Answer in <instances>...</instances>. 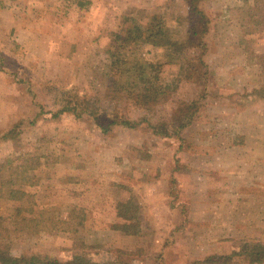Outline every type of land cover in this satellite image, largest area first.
I'll list each match as a JSON object with an SVG mask.
<instances>
[{
  "label": "rangeland",
  "instance_id": "1",
  "mask_svg": "<svg viewBox=\"0 0 264 264\" xmlns=\"http://www.w3.org/2000/svg\"><path fill=\"white\" fill-rule=\"evenodd\" d=\"M193 3L203 34L190 0H0V178L6 160L29 165L18 184L32 212L19 215L57 225L19 232L27 204L0 197L11 254L188 264L264 241V0ZM145 62L177 84L151 107L132 89ZM74 94L100 117L140 123L105 133L87 114L52 117ZM181 101L196 107L182 146L147 124ZM117 201L133 207L128 218ZM82 217L74 231L59 227ZM125 223L136 232L115 228Z\"/></svg>",
  "mask_w": 264,
  "mask_h": 264
},
{
  "label": "trees",
  "instance_id": "2",
  "mask_svg": "<svg viewBox=\"0 0 264 264\" xmlns=\"http://www.w3.org/2000/svg\"><path fill=\"white\" fill-rule=\"evenodd\" d=\"M259 0H254L257 3ZM189 13L196 15L195 23H197L200 34L206 32L207 20L204 15L197 11L193 0H190ZM192 22V23H194ZM195 27L194 25H192ZM139 29V28H138ZM137 28L135 30H138ZM162 63L158 62H145L141 64L138 71L135 73V80H137L132 89L135 90L134 98L135 102L143 105L144 107H151L157 105L160 102L167 100L171 92L176 88L177 84L175 81H164V76L162 74ZM131 89V88H129ZM64 95V94H62ZM65 99H62L61 106L51 113L52 117H56L59 114L70 111L74 115L82 116L87 114L94 119L96 125L102 132H108L112 125L121 124L128 126L130 128H135L139 125L140 120L129 121L123 117L108 118L100 117V115L95 114L96 108L93 104L89 102L86 98L87 96H78L74 94L72 97L66 95ZM196 114V107L192 102L181 101L177 106V111L174 117H169L167 119H162L159 123L152 124L150 121L147 122L150 130L156 135L162 137H174L182 146L183 142V130L193 121ZM13 130H9L3 134V137L15 140L14 135H11ZM6 164L2 165L3 171L7 172L6 178H0V197L12 201H21L23 204H27L24 207H17L16 214H21V211H26L28 213L32 212V208L28 206L30 195L25 193L22 187L18 184V178L23 176L25 171L30 168L29 165H12L10 160H6ZM3 175H0V177ZM117 216L119 218H128L133 210L131 205L126 204L124 201H117ZM17 220L22 221V227L18 226L17 230L23 232H35L41 231L43 229H51L57 225L53 223V220H40L35 217H26L19 215ZM24 224V226H23ZM59 227L62 230L74 231L80 225L84 224V218H78L77 221H71L70 219L65 221H60ZM115 228L123 231L126 234H134L136 231L131 224H119ZM245 256V258L251 264H263L264 263V241L249 242L245 249L238 251L236 253H220L215 252L209 254L201 259H197L188 264H233L235 257ZM0 264H114L113 262H98L87 258V255L79 250L72 252L71 256L66 260H60L59 258L42 253H32V254H20L13 255L10 253L9 246L3 242H0ZM160 264H165L161 261Z\"/></svg>",
  "mask_w": 264,
  "mask_h": 264
}]
</instances>
